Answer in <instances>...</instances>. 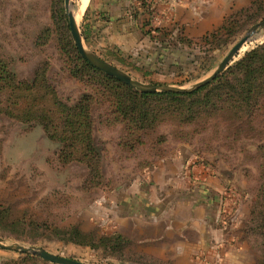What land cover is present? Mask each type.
<instances>
[{
  "label": "rangeland",
  "instance_id": "obj_1",
  "mask_svg": "<svg viewBox=\"0 0 264 264\" xmlns=\"http://www.w3.org/2000/svg\"><path fill=\"white\" fill-rule=\"evenodd\" d=\"M64 1L0 0V76L10 70L17 79L30 82L44 66V76L60 98L74 104L84 93L100 96L106 89L92 74L82 71L84 79L73 74L79 64ZM92 2L72 0L82 36L86 33V49L148 85L191 88L211 76L252 26L264 20V0H251L247 6L231 10L208 30L199 29L201 22L210 19L208 13L197 10L192 1L188 6L196 16H187L185 22L176 17L181 2L172 4V18L165 24L153 20V15L150 18L143 8L139 20L149 51L130 54L101 35L91 12ZM230 19L235 22L228 34L211 37ZM263 43L264 38L245 45L229 67ZM9 93L10 86L2 94L1 104ZM102 105L96 112L101 118L95 137L104 176H90L81 163L62 164L59 144L49 140L42 127L29 128L17 119L0 116V241L34 246L84 264H168L139 251L138 244L127 236L129 242L118 249L94 248L64 241L55 230L77 226L95 241L120 234L116 204L108 202L116 196L115 186L124 185L131 174L148 170L157 159L183 145L187 162L192 159L197 165L202 160L219 174L222 220L231 223L229 229L234 226L233 234L246 242L248 264H264V106L253 107L251 121L246 122L250 119L244 116L241 128L234 111L229 116L223 111L200 116L188 125L166 120L146 134L134 131L131 142L141 143L131 149L120 145L123 137L128 140L126 125L109 117L108 103ZM192 164L184 172L191 174ZM0 251L20 264H51L39 257L42 261Z\"/></svg>",
  "mask_w": 264,
  "mask_h": 264
},
{
  "label": "crops",
  "instance_id": "obj_2",
  "mask_svg": "<svg viewBox=\"0 0 264 264\" xmlns=\"http://www.w3.org/2000/svg\"><path fill=\"white\" fill-rule=\"evenodd\" d=\"M91 12L105 40L127 53L149 51L143 30L142 1L152 2L153 17L166 10L164 0H92ZM205 11L209 20L199 29L219 24L231 10L251 0H181L176 17H194L188 2ZM190 4V5H191ZM154 20V18H152ZM160 23H164L160 22ZM204 32V31H203ZM121 47V48H120ZM148 53V52H147ZM183 145L157 159L148 170L131 174L115 186L108 202L116 204L118 232L138 244L139 251L168 264H248L246 242L222 220L221 179L202 160L195 165L182 153ZM187 162V164H186ZM191 163L193 172L184 167ZM0 264H20L0 251Z\"/></svg>",
  "mask_w": 264,
  "mask_h": 264
},
{
  "label": "trees",
  "instance_id": "obj_3",
  "mask_svg": "<svg viewBox=\"0 0 264 264\" xmlns=\"http://www.w3.org/2000/svg\"><path fill=\"white\" fill-rule=\"evenodd\" d=\"M141 5L152 18L155 12L152 2L142 1ZM230 21L231 19L227 20L221 28L211 33V37L216 39L228 34L229 26L235 22ZM83 37L87 40L86 33H83ZM72 46L74 47L73 44ZM73 49L75 60L79 64V68L73 70L74 76L84 79V71L87 76L92 74L104 83L106 90L101 91L100 96L84 93L76 103L68 104L60 98L47 76H44V66L37 69L30 82L21 81L13 72L6 70L0 76V116L17 119L29 128L42 127L46 137L59 144L61 163L84 164L90 170V176H104L102 154L95 137L98 119L101 118L96 112L104 102L108 103L106 109L109 110V117L126 125L128 140L123 141V137L120 145L131 149L141 143L131 142L130 137L134 131L146 134L145 132L155 130L166 120L188 125L196 122L200 116L212 115L218 111L227 112L225 114L229 116L234 111L236 121L241 122L238 125L241 128L245 122L244 116L250 119L246 122L251 121L253 107L264 106V43L248 52L210 84L186 94L139 92L103 74L84 60L76 47ZM9 86L10 93L5 96L8 98L3 105L1 96ZM105 97L107 100L101 101ZM55 233L64 241L94 248L103 246L118 249L129 242L122 234L98 237L95 241L77 226L57 228ZM27 257L33 261L40 260L30 255Z\"/></svg>",
  "mask_w": 264,
  "mask_h": 264
},
{
  "label": "water",
  "instance_id": "obj_4",
  "mask_svg": "<svg viewBox=\"0 0 264 264\" xmlns=\"http://www.w3.org/2000/svg\"><path fill=\"white\" fill-rule=\"evenodd\" d=\"M65 10L68 17L69 28L71 31V36L74 41V45L77 48L80 56L86 60L91 66L100 70L103 74L111 76L116 80H119L125 85L142 92V93H157V92H167V93H192L197 91L201 87H204L211 82H213L217 77L225 72L230 66V64L235 60L242 48L253 42H256L264 37V20L252 26V28L242 37V39L232 48L229 54L224 58V60L219 64L217 69L211 76L195 84L191 88L174 87L169 85H148L133 79L131 76L114 66L113 64L103 60L101 57L95 53L90 52L86 49L83 36L79 25L77 24L76 17L73 11L72 0H65ZM0 249L12 252H19L21 254H27L39 257L45 262L51 264H84L80 261L61 257L58 255L51 254L43 249L36 248L34 246H23L19 244L5 245L0 241Z\"/></svg>",
  "mask_w": 264,
  "mask_h": 264
},
{
  "label": "built area",
  "instance_id": "obj_5",
  "mask_svg": "<svg viewBox=\"0 0 264 264\" xmlns=\"http://www.w3.org/2000/svg\"><path fill=\"white\" fill-rule=\"evenodd\" d=\"M166 1L165 4H166V10L164 13H162V15H160L161 18L159 17H153L155 18V20L160 21V20H163V21H168L172 18V4L176 3L178 4L177 2H181V0H164ZM153 16H154V13H153Z\"/></svg>",
  "mask_w": 264,
  "mask_h": 264
},
{
  "label": "bare ground",
  "instance_id": "obj_6",
  "mask_svg": "<svg viewBox=\"0 0 264 264\" xmlns=\"http://www.w3.org/2000/svg\"><path fill=\"white\" fill-rule=\"evenodd\" d=\"M264 38V37H263ZM259 41V40H258ZM246 47H244L243 49H242V51L245 49Z\"/></svg>",
  "mask_w": 264,
  "mask_h": 264
}]
</instances>
